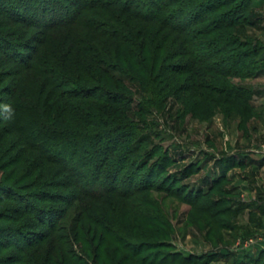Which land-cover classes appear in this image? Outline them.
Wrapping results in <instances>:
<instances>
[{
    "label": "rangeland",
    "instance_id": "rangeland-1",
    "mask_svg": "<svg viewBox=\"0 0 264 264\" xmlns=\"http://www.w3.org/2000/svg\"><path fill=\"white\" fill-rule=\"evenodd\" d=\"M183 1L202 3V0ZM221 1L224 5L211 18L220 24L236 15L240 20L235 26L216 32L214 36L220 40L214 41L213 47L220 48L227 40L235 42L228 37L234 35L247 45L244 50L258 49L255 56L244 63L248 78H230L241 97H228L206 84L192 90L188 73L167 88L166 97H155L142 93L130 76L117 74L136 96L135 111L123 114L130 120L145 117L143 125H147L146 133L152 136L151 144L161 148L149 166L157 167L153 182L160 187L165 185L166 189L158 187L130 201L115 194L107 199L79 195L68 175L52 162L55 156L49 151L43 154L27 142L33 129L31 114L36 112L27 109L25 114L17 111L13 118L9 117L13 110H5L9 98L7 86L23 78L28 94L42 80L32 71L22 72L23 77H20V70L10 62L0 68V264H28L21 261L24 254L33 255L36 249H43L45 259L35 257L29 264H58L48 251L53 241L59 246L56 255H69L72 251L75 256L83 257L84 264H94L93 255H87L90 253L87 244L91 253L96 252V258L106 251L124 257L126 252H119L115 240L101 244L99 239L104 236L101 232L93 239L96 226L81 215V207L104 217L115 230L128 235L129 241L144 247L138 259L128 256L131 260L127 264H141L143 259L149 264H264V0H246L242 12L236 11L241 0L232 3L215 0V7ZM187 3L184 4L189 5ZM191 12L192 9H183L182 16L187 18ZM194 29L198 31L196 39L205 56V43L214 36H205L202 24ZM1 32L14 41L25 40V36L2 17ZM56 33V41L61 43L60 38L66 32ZM157 34L166 49H174L173 59L167 64L188 61L187 55L177 57L179 50L184 51L177 34L169 30ZM229 58L233 63L237 61L235 55ZM177 87L182 89L181 94L176 91ZM149 99H158L159 105L151 106L147 103ZM42 101L39 109L53 119L47 126L54 131L76 127L71 124L75 117L68 109L71 103L80 105V101L54 96ZM139 104L146 115L137 112ZM99 105L102 110L95 113L99 116L116 110L114 106ZM31 142L34 146L40 144ZM40 145L47 150L59 149ZM165 153L171 159L166 164L161 159ZM70 162L74 164L73 160ZM137 163V160L132 161V166H128L126 172L130 178L127 182L121 179L124 187H120L131 190L133 186L125 184L139 183L144 174L138 171ZM87 183L96 191L102 190L103 184L92 180ZM197 192L201 196L195 201ZM133 204L141 211L142 218L134 214ZM37 209L44 211L41 214L46 226L31 213ZM61 215L65 220L60 225L55 222L56 228L50 229L49 225L54 219L59 221ZM40 233L47 235L42 246L31 248L30 252L19 250L39 238ZM66 242H69L68 247ZM47 253L50 256L47 257Z\"/></svg>",
    "mask_w": 264,
    "mask_h": 264
},
{
    "label": "trees",
    "instance_id": "trees-1",
    "mask_svg": "<svg viewBox=\"0 0 264 264\" xmlns=\"http://www.w3.org/2000/svg\"><path fill=\"white\" fill-rule=\"evenodd\" d=\"M228 1L232 3L236 0ZM190 2L0 0V17L10 22L25 36L23 41H14L3 34L4 32L0 33V68L10 62L20 70V77L24 74L22 72L32 71L42 80L37 88L28 94L25 92L23 78L20 82L7 86L9 93L7 108L13 110L8 116L13 118L15 112H27V109L36 112L31 114L33 129L27 142L32 144V147L38 148L41 153L48 154L49 151L55 156L52 162L58 164L68 175L71 186L79 195L91 194L96 199H107L115 194L130 201L140 194L149 193L160 187L153 182L157 167L149 166V162L161 148L151 144L152 136L146 133L147 125H143L145 117L140 120H130L123 114V112L135 111L133 101L136 96L122 77L117 75L118 73L130 76L132 81L138 83L142 93L152 94L155 97H166L167 88L173 87L180 80L179 77L187 73L190 74L192 90L206 84L228 97L242 96L238 93L240 90L230 83V78H248L249 74L245 75L244 63H247L252 55L255 56L258 49L244 50L247 45L240 43L234 35L228 37H232L235 42L227 40L222 47L214 48L212 45L214 41L220 40L214 36L216 32L235 26L240 17L236 15L233 19L220 24L216 19L211 18V15L224 5L223 1L216 7L215 0H202L200 4L197 1ZM245 5L246 0H241L236 11H244ZM186 8L192 9L187 18L182 16L183 9ZM224 17L228 16L224 15ZM201 24L204 26L205 36L210 38L214 36L209 39L208 44L205 43L207 48L203 53L205 56L201 54V44L196 39L198 31L194 29ZM164 30L177 34L180 47L184 53L186 52L184 54L179 50L178 53H181L177 57L187 55L188 61L167 64L175 53L174 49H166L163 40H159L157 33ZM60 31L66 32V35L60 38L61 43L56 41L58 34L56 32ZM225 53L229 55L224 56ZM232 55L237 57L235 63L230 61L229 56ZM220 77H224L226 81ZM64 88L69 89L60 93L59 91ZM176 91L180 94L183 92L180 87H177ZM49 96L69 97L81 102L80 105L71 103L68 109L76 119L71 120V124L76 127L54 131L53 127L47 126L48 123L53 122V119L39 109V106L43 104L42 100ZM100 103L107 107L114 106L116 110L99 116L95 113L102 110ZM147 103L157 106L159 100L149 99ZM138 108L137 112L140 115L147 114L141 104ZM112 132L115 135L111 134ZM30 139L41 145L34 146ZM39 145L43 147L49 145L59 149L47 150ZM161 159L165 164L171 160L166 153ZM70 160H73L74 164H71ZM136 160L138 171L144 175L139 178L137 185H134L135 181L129 185L124 183L125 186H133L131 190L124 189L122 180L127 182L130 178L126 170L128 166H132L131 162ZM159 173L162 174L163 170ZM91 180L96 184H103L102 190L92 189L93 185L89 186L87 183ZM160 188L166 190L165 185ZM197 194L195 201L201 196L200 192ZM54 197L53 195L52 198ZM134 205V214L142 218L141 211L138 212ZM81 210V215L96 226V232L93 233L94 240L101 232L104 235L99 239L101 244L106 243L107 240H115L118 242L119 252H126L124 257L119 258L118 254L112 255L106 251L105 255L98 254L96 258V252L91 253L92 249L87 244V250L90 252L87 255H93L94 264H127L129 260L138 259L143 253L142 245H135L129 241L128 235L115 230L104 217L94 214L85 207H81ZM36 211L31 213L46 226L44 215L41 214L44 211L39 210L40 215ZM63 220L65 219L61 215L59 221L54 219L49 228L55 229ZM37 236L39 238L32 239L19 250L30 252L31 248L42 246L47 235L40 233ZM64 244L68 247L69 242ZM58 248L59 246L57 247L53 241L48 250L55 263L84 264L86 262L83 257L75 256L72 251L68 253L69 255L63 253L56 255ZM44 255L43 249H36L33 255L25 253L21 261L29 264L31 259L35 257L43 259ZM50 255L47 253V257ZM147 263L144 259L141 261V264Z\"/></svg>",
    "mask_w": 264,
    "mask_h": 264
},
{
    "label": "clouds",
    "instance_id": "clouds-1",
    "mask_svg": "<svg viewBox=\"0 0 264 264\" xmlns=\"http://www.w3.org/2000/svg\"><path fill=\"white\" fill-rule=\"evenodd\" d=\"M5 110L7 111L8 109H7V106H5Z\"/></svg>",
    "mask_w": 264,
    "mask_h": 264
}]
</instances>
